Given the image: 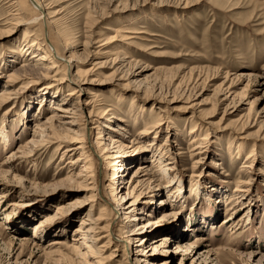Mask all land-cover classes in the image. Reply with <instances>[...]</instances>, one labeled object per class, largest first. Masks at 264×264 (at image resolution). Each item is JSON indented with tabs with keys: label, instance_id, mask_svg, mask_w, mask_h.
I'll return each instance as SVG.
<instances>
[{
	"label": "rangeland",
	"instance_id": "obj_1",
	"mask_svg": "<svg viewBox=\"0 0 264 264\" xmlns=\"http://www.w3.org/2000/svg\"><path fill=\"white\" fill-rule=\"evenodd\" d=\"M42 2L60 12L51 30L70 39V72L93 79L81 85L91 102L80 113L55 101L47 85L64 100L75 85L45 75L5 80L42 52H18L25 33L43 36L25 0H0V264H128L115 237L126 218L101 211V194L134 217L150 264H264V0ZM16 7L30 20L12 30ZM125 30L135 33L129 44L117 36ZM93 107L106 113L83 131L79 117ZM96 141L119 156L114 165L95 154ZM231 194L240 196L229 202ZM88 211L100 218L94 233L81 224Z\"/></svg>",
	"mask_w": 264,
	"mask_h": 264
},
{
	"label": "bare ground",
	"instance_id": "obj_2",
	"mask_svg": "<svg viewBox=\"0 0 264 264\" xmlns=\"http://www.w3.org/2000/svg\"><path fill=\"white\" fill-rule=\"evenodd\" d=\"M42 1L43 0H25V3H26L25 7H28L29 9H33L34 11H37L38 15H39L37 17H41V21H40L39 25H41V29H42V31L40 30L41 31V35L43 36L42 37V41L40 40L39 42H37L38 38L35 40L34 38H31V33L30 32H29L30 34H27V32H26L25 35L23 36V39H21V41L19 40L20 42L17 45L18 52L20 51V52L26 53L27 55L30 54L31 49H33V48L34 49H38L39 48L38 46L41 47V51L42 52L38 53V54H35L34 51L32 50L33 54H31V59L26 55L28 58L26 60H24L20 64V66H18L17 68L13 69L11 72L5 74V78H6L5 80L7 82H10V81H14L16 79H19V77H21V74H35L36 73V74H39L41 76L45 75L46 78H52V80L57 81L58 83H63V82H68L69 83V82H71L72 84L75 85V87H73L72 90H70V92L68 93L69 97L66 100H64L63 98L59 97V91H60L59 89L60 88L58 89V86H54L55 84L47 85L46 88H44L43 91L45 93V92H47L49 90H52V88H55V92L58 91V94H52L49 97H51V98L54 97V100L58 101V102H71L72 106L73 105L76 106V107L78 106V108H76V109L80 110V113H81V112H83V110H85L86 105H89L90 102H91L90 100H86L85 98H83L84 89L81 87V85H83V84H92L93 83L92 82L93 79H91L89 77V75H87L86 72L81 71L79 69H76L73 74L70 72V68H71V65H72L70 63L71 60L68 57L66 59V57L64 56V52L67 49V47L71 46L70 39L67 38L61 31H52L51 30V26H53L54 24H57L59 22V20L61 19V15L59 14L60 12H58V10L57 11L55 10V11L51 12L52 14H50V12L48 11L49 6L47 5V3L43 4ZM5 2H10V0H5ZM12 2H13V0H11V3ZM16 5H14V7ZM28 8H26V10H28ZM14 11H16V12H14V14H12V13L9 14V15L12 16V21H10L9 23L6 22L8 24H11V29L12 30L15 29L16 27H19L23 23L25 24V21L30 20V18L25 17V16H20L19 17V15L22 14L20 7H16L14 9ZM4 21H6V20H4ZM11 29H9V32L12 31ZM117 30H119V29H117ZM133 34H135L133 31L125 30L124 32L121 31L118 35L117 34L116 35L118 36V38H121V40H120L121 42H123L125 44H129V40L131 39L130 35H133ZM114 39L115 38H112V40H114ZM28 41H31V42H28ZM46 60L50 61L51 64L47 65V66H44V61H46ZM64 62H65V65H64ZM58 75H59V77H58ZM23 83H22V85H25L27 82L25 84H23ZM4 93H7V92H5V90L0 92V96L2 95L3 99H5V95H3ZM9 93H10V91H9ZM86 94H91V92L88 91V92H86ZM53 109H55L57 111H61V112L73 111V110H71V108H69V105H67V106L65 105L64 106V105H61V104L54 105ZM104 113H106V110L100 109L99 107H97V108L93 107L92 109L88 110L87 114L81 116V118L79 117V120L81 121L80 125H82V128H83L82 130L84 131L85 129L88 128V126L90 124H93L92 116H96V115L97 116L98 115L102 116V114H104ZM48 118H49L50 122L52 123V116H50ZM157 128H158L157 124H153L152 126H149L148 128L143 129L141 133L143 135L147 136L149 133L155 132L157 130ZM240 132H238V133H240ZM239 135H241V134H239ZM56 137H58V136H56ZM79 137L81 138V136H79ZM239 137H241V136H239ZM242 137H244V136H242ZM97 138H98V136H97ZM80 141H82V140H80ZM98 145H99L98 141H96L95 145L92 146L93 148L91 147L93 149V151L95 152V154L97 152L99 154V152H100V154H101L100 157H102L103 159H105V158H113L114 161L111 159V160L107 161L106 163H107V165H114L113 163H116L115 162V157H119V156L118 155L109 156L107 154H104V152L107 151V150H105L102 147H98L97 148ZM94 147H96L97 150H95ZM197 147H200V146L197 145L195 148H197ZM237 148H239V145H237ZM63 151H67V149L62 150V152ZM250 153H251V150H250ZM86 156H88V155H86ZM152 156L155 157L153 160L157 161V165L160 166L159 168L161 170L159 171V173L161 172L163 174H166V173L168 174L169 173L168 172L169 167H167L166 163L162 164V160H160L161 156L159 157V155L156 154V152H152ZM250 156L251 155H248V157H250ZM167 163H170V162H167ZM154 172H151V175L153 177H155L154 175H156ZM112 178H114V177H112ZM163 178H164V175H162L159 179L158 178L154 179L156 187H160V189L163 188V186H162V182H163L162 179ZM89 189H91V188H89ZM177 189H178V187H177ZM109 190H111V191H109L110 195H111L113 187L112 188L110 187ZM239 190L243 191L241 189H239ZM235 196H237V197H235ZM239 196L240 195L231 194L229 196V198H228V201L231 202V201H233V199L238 198ZM101 197H102V200H103L101 211L105 210L106 207L104 205L106 204V205H108L111 208V211L112 210L114 211V212L113 211L111 212L112 213L111 215L113 217L116 214H119V215L123 214L124 215L123 219L126 218L124 220L123 226L120 229L119 235H117L115 237H117L119 240H121L123 243L126 244L125 254H126L127 263L128 264H150V262L147 261V255H145L143 253V249L141 247H139V246H141V241L143 240V237L145 235V234L140 235V234H142L143 230H141L140 226L138 228H135L134 226L132 228L129 227V224H130V222L132 220H134V217L130 218L129 215L127 216V215L124 214L125 212H121V208L122 207L119 206L118 203H116L117 205H114L115 202H116V200L113 199L114 197L112 198V200H114V201L111 200L112 202H109V201H106L105 199H103L102 194H101ZM136 199L137 198H135L134 200H136ZM161 201L162 202H166L165 199H163ZM128 206L127 207L125 206L123 208L126 209V208H128ZM165 214H168V213H165ZM170 215L172 216V213L171 214L169 213V216ZM90 216H91V211H88L87 214H86V217L82 218V222H81L82 225L84 223H87V221L91 224L90 226H88L87 229H83V231L86 232V233H94L95 225L98 223L97 221H99V219H100V218L92 219ZM230 219H232V218H230ZM169 221H171V218L167 219V220L166 219L163 220V222L160 225H163L164 223L169 222ZM227 222H228V220H227ZM112 223L109 220L107 222V237H108V240H111V238H112L111 235H113L112 228H110ZM84 236H85V233H84ZM92 236H95V235L93 234ZM86 237L87 236H85L84 238H86ZM101 237H103V236H101ZM97 239H98L97 237H93V239H92L93 246H91L89 248H91V252L92 253H94V254L99 256L98 253H99L100 250L94 244ZM160 239H161V242L164 243L165 237H161ZM177 247H179V245ZM193 256H195V258H198V260H202V258H205V257H202L203 256L202 252L197 251V250L193 253Z\"/></svg>",
	"mask_w": 264,
	"mask_h": 264
}]
</instances>
